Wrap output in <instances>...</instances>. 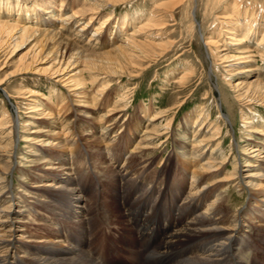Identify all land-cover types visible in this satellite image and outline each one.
Masks as SVG:
<instances>
[{
	"label": "bare ground",
	"instance_id": "6f19581e",
	"mask_svg": "<svg viewBox=\"0 0 264 264\" xmlns=\"http://www.w3.org/2000/svg\"><path fill=\"white\" fill-rule=\"evenodd\" d=\"M9 1L0 0V10L1 6L11 5ZM57 1L27 0L22 4L23 8L25 7L27 11L23 15L20 14L16 17V23L9 21L13 17V8L12 10H8L9 16L0 14V58L8 54L13 56L14 53L27 46L29 47L30 53L28 54L30 57H27L29 59H19L21 63L19 65L17 64L18 67L16 65L15 73L17 75L33 74L46 76L51 80L56 79L68 91L80 93L79 90H84L88 86H86L88 80L86 81L84 73H89L90 81L100 80V78L104 81L103 85L101 84L103 87H101L102 90L96 91V95L98 92L101 96L106 89H109L113 80H119L124 76L129 77L141 73V71L147 69L151 62L156 60V57L164 55L169 51L166 46L168 44H164L162 40H157V37H154V33L156 31L159 32L164 24L161 17L157 15L161 12L169 14L176 5L178 6L184 0L164 2L159 7H156L158 12L150 14L149 17L145 16V22H142L143 24L140 22L141 27L137 30L134 29L133 34H125L127 37L123 43L112 42L110 38H107L105 42L101 43L102 39L100 35L103 26L109 21V18L114 16L113 10L129 0H87V8L83 6L85 8L84 14H99L110 8L112 10L108 14V18L96 30L93 29V26H90L93 23L92 20L94 17L89 18L90 20L84 23L80 27V30L72 27L79 23L80 19L76 21L74 19L82 16L80 15L81 10H76V12H73L67 18H63L60 14H52V12L44 13L46 15L41 14L43 11L39 13L35 12L39 5L42 4V9L46 11L55 6ZM243 1L235 0L234 4L231 5L232 7H228L229 14L227 13L226 15L229 19H233V15L238 17L242 15L245 17L250 14L248 12L252 9L253 13H255L253 17L255 21L258 17V11L264 14V5L256 9V7H246ZM63 2L64 0H62ZM15 4L18 8H21V3L16 2ZM15 4L12 3L14 7ZM244 7L247 8L245 15L241 12V9ZM32 8L34 9L32 12L34 15L31 13ZM48 15L49 19L45 17ZM125 17L122 25L120 21L117 23L120 28L123 27L117 33L119 36L124 34L128 27L125 23ZM1 18H5V20ZM142 18L144 17L134 18L131 21L135 25ZM71 20L73 22L70 28L66 27L70 25ZM131 21L130 23H132ZM157 21L161 22L157 24ZM250 21H252V18ZM231 22V27L229 25L228 27L230 28L229 30L227 29L228 34L231 36L228 39L232 41L229 45L227 44L229 49H221L220 42L210 37L204 38V45L206 48L212 49V53L213 50L219 51L221 49L220 52L227 50V53L225 52V54L218 57L227 63L226 77H229V81L227 80V82L236 99L235 101L244 107H264V83L261 81H251L254 70L248 65L252 58L251 53L253 52L248 50V47L242 46L246 40L244 38L245 36H241L242 33L246 35L251 32L253 34L257 29L255 30L253 28V30L251 26L247 25L242 26L237 21L235 23L233 21ZM236 25H240L241 28ZM256 34L254 33V36ZM110 35H112L111 32ZM142 35L145 37L143 40L139 39ZM105 45L108 46V51L102 54L94 52L95 49ZM234 46H242V48H233ZM256 51L264 57V33L258 42ZM233 52L237 54L229 56V53ZM4 64L6 62L2 66ZM243 64H245L244 67L241 66ZM241 69L244 70L241 71ZM234 71L249 74H246V78L243 81L236 82L234 80L235 76L233 75ZM187 73L181 76L180 81L178 80L179 85H185V83L189 82L191 73ZM4 82L5 80H0V86ZM25 93H29V95L26 97L24 94V97L28 101L34 102L33 99H30L33 91ZM64 100L65 98L61 96V103ZM117 102L115 103L116 107L114 109L107 110L105 115H101V118H106V121H104V124L98 131L99 136L93 135L90 137V145L95 150L94 152L101 153L109 158V160L114 161L113 168L102 170L94 168L92 166L93 164H90V160H85L83 157V151L80 149L81 144L74 131V124L76 123L78 113L70 108L71 105L59 106L58 104H51L46 109L42 108L41 105H32L30 102L28 104L30 105L29 117H27L29 121L22 124L20 120V127L19 124H16L13 113L11 115L8 110H1L0 264H105L106 259L109 258L105 257L103 253V241V248L100 250L98 248L91 250L90 245L82 238L83 236L85 237V234L79 228L82 226L81 222H83L84 226L90 225L92 222V213L90 211L83 216L88 206L85 197L89 193L83 180L89 176L93 177L99 186L103 179L105 181L110 180L114 183L118 207L128 222L135 220L133 208L140 207L144 198L148 196L153 200L152 203L154 205L163 200L170 199L174 206L169 208V210H174L172 216L167 212V217L164 220L158 221L155 227L157 236H161L160 240L156 238L151 239L150 234L148 232L146 233L144 240L147 241V245L148 243L151 244V248L146 251V257L143 262L133 263V261L127 258L126 262L118 260L121 264H249V255H252L254 252L251 249V242H249L251 234H247V232L242 230L245 226V218L247 220L250 219L248 211L251 215L255 213L262 215V222H264V118H260L263 122V129L259 131L258 126L250 119L251 117H243V124L248 130L247 132H249V137L253 139L256 136L259 139L255 137L258 141L249 140L251 143L249 142L247 146L242 148L239 158L240 161H236L234 164L235 167L233 168V176H236L235 180L229 179L231 177H224L222 180L217 178L224 174L229 166L228 162L224 159V140L220 139V130L216 126L212 127L209 125L210 123L207 122V117L209 116L206 117L205 112L194 113L193 117H195V122H192L193 117H186L184 119L186 126L184 136H192L193 139L192 141H188L189 148L184 146L179 149L180 156L183 159H188V161L185 160L184 169L182 170L186 175L189 173L192 176L190 190L186 192L185 186L178 181L177 177L174 176L172 179L170 177L172 172L171 156L162 161L163 159H159L160 155L157 154L161 149L163 152V145L168 137H170L172 129L171 122L177 117L174 118L173 115L175 113L172 115L170 122L162 126L159 124L160 118L152 116L149 113L150 108L146 107L143 117L148 120L150 119L149 124L144 129L145 133L139 138L140 140L137 141L132 149L130 157L126 156L124 158V154L130 151L131 143L135 142L141 126L138 125L133 130L125 124H119L120 121L115 119L114 116L118 110L117 106L119 104ZM91 112L83 111L81 115L88 116L91 114V116H94V113ZM120 112H123V110L119 109L118 114ZM163 112L165 111H161L160 113ZM11 116H14V121L11 119ZM19 119L17 120L18 122ZM34 120H44L47 122L46 126L43 127L45 129L48 128L47 131H44V135L47 136L49 133L55 132L54 135H61L62 137L57 136L56 140L35 137V134H40V130L31 131V129H27L34 126ZM206 125L209 126V129L207 128L208 132L205 133L203 129ZM19 128L21 129L20 133H18ZM86 128L84 127L83 129L85 132L88 131ZM65 135L66 137H63ZM165 136L167 137L166 140H164ZM17 139H21L20 141L28 147L27 153L18 158L21 159L20 167L36 165L38 168H43L41 170L42 175L32 183L35 185H29L22 180V185L19 186L20 191L18 189L15 191V188L9 189L11 184L10 176L16 171V166H14L15 155H18V151L21 152L22 148L20 145H17ZM38 143L41 145H38ZM45 147L49 148L45 149ZM67 152H69V156H64ZM136 154H140L141 157L148 155L149 159L144 161V170L150 165H153V159L157 161L155 162L156 164H159L160 167L152 180H149V176L143 174L144 170L139 173H134L133 165L136 162ZM123 159L125 161L123 167L118 168L116 165ZM81 160L83 161L82 167L74 168L73 164ZM240 162L244 165L239 166ZM242 168H246V170L243 171ZM207 177H210L208 181H203ZM233 183L235 185H232ZM135 186L141 187L140 191L134 197L130 198L131 191ZM213 186L215 187L214 192H210L209 189ZM229 187H235L242 193L249 192V203L241 210L239 209L240 211L238 213L233 209L235 205L228 204L225 200L226 197L224 198L220 192ZM15 205L18 206L17 210L13 209ZM33 207L36 210L49 209L50 212L52 211L58 217V221L63 224L62 226L65 227V230L61 229L58 232H48L39 238L37 237V241L25 240L24 235H20L22 231L21 227L25 225L32 226L34 224L32 222L33 219L31 220L29 218L32 215V217H35L34 213L36 211L33 210ZM126 207H130L131 210L129 211ZM203 207H206L204 213L201 212ZM151 209L148 208L144 212L150 214L148 210ZM81 214V220H79L78 217ZM138 216L136 223L138 226L144 227L145 220L149 218V215L144 217L139 216V218ZM25 219H28V221ZM247 227L251 228L250 225ZM261 231L263 234L260 236V241L264 244V228ZM126 234L130 240L137 239L135 233L131 231V228ZM62 237H66L74 242L79 241L80 244L75 246L70 241L66 244L65 240L60 241ZM138 238L141 237L138 235ZM148 246L150 247V245ZM129 250L132 253L130 257L137 260L136 248L130 244ZM176 254L178 258L175 259ZM253 260L255 261V258Z\"/></svg>",
	"mask_w": 264,
	"mask_h": 264
},
{
	"label": "rangeland",
	"instance_id": "374dc122",
	"mask_svg": "<svg viewBox=\"0 0 264 264\" xmlns=\"http://www.w3.org/2000/svg\"><path fill=\"white\" fill-rule=\"evenodd\" d=\"M26 1L27 0H10L9 2L11 3V5L1 6L0 14L9 16L8 10H12L13 8V17H11L9 21H11L12 23H16V17H18L20 14L23 15L25 11H27V9L25 7L23 8L22 6V4ZM172 1L175 0H129L125 4L120 5L113 10L114 16L109 18V21L101 29V43L105 42L107 38L112 39V42L123 43L124 40L126 41V35L133 34L135 30L141 27L140 22H145V16L149 17L150 14H155V12L157 13L158 9H156V7H159V5L164 2ZM234 1L235 0H184L183 2L178 4V6L176 5L172 12H170L169 14L162 12L158 14L157 16L161 17V20L165 25L163 24L162 29L159 30V32L156 31L154 33V37H157V40H162L164 44H168L166 46L168 47L169 51L164 54L165 56L161 55L159 57H156V60L151 62L147 69L141 71V73L129 77L124 76L119 80H113L112 85L109 87V89H106L104 91V94H101V96L98 94V92L97 95L99 96L96 95V91L102 90L103 88L102 85L104 81H102L101 78L100 80L97 79L92 82L90 81V75H88L89 73H84L86 81H89H87L86 84V86L88 85L87 88H84V90H79L80 93H76L75 91L70 92L68 91V89L63 87V84H61L60 82L58 83L56 79L51 80L46 76H37L33 74L17 75V73H15L16 68L21 63L19 62V59H29L27 58L30 57L28 54L30 53L29 47L25 46L21 48L22 50L20 49L16 52L17 54L14 53L13 56H11V54H8L9 56L6 55L0 58V68H3L2 71V68L0 69V80H5V82L0 86V114L2 109H6L10 112V114L13 113V115L15 116L16 124H19L20 120L22 124H25L27 123V121H29L27 117H29L28 112L30 111V105L28 104H30V102L32 105H41L42 108L46 109L48 108V106H51V104H58L59 106L71 105L70 108L78 113L76 116V123L74 124V131L77 139L79 140V143L81 144L80 149H82L83 151V157L85 160H90V164H93L92 166L94 168L102 170L106 168H113L114 161L109 160V158L101 153L94 152L95 150H93L90 145V137L93 135L97 137L99 136L98 131L104 124V121H106V118L103 119L101 117L105 115L107 110L114 109L116 107L115 103L117 101V104L119 105L117 106L118 110L115 112L114 116L115 119L120 121L119 124H125L133 130L138 125L141 126L137 133L135 142L131 143L130 151L124 154V158H126V156L130 157L132 149L134 148L137 141L140 140L139 138L145 133L144 129L149 124L150 119L148 120L147 118L143 117V115L145 114L144 109L146 107L150 108L149 113L152 116L160 118L159 124L162 126L167 125V123L170 122V119H172V115L175 113V115L173 116L174 118L176 116L177 117L174 121L171 122L172 129L170 137H168V139L166 136L164 137V140L167 139V143L165 142L163 145V152L161 149L159 152H157V154L160 155L159 159H163L162 161L171 156L172 172L170 177L171 179L174 176L177 177L178 181H180L185 186L186 192H188L190 190L192 176L189 175V173L186 175L182 170L184 169V163L188 161V159H183L180 156L179 149L180 147L184 146L189 148L188 141H192L193 139L192 136H184L186 131L184 119L188 116L193 117L194 113L205 112L206 117L209 116L207 117V122L210 123L209 125L212 127L216 126L217 129L220 130H218L220 132V139L224 140V159L226 160V162H228L229 166L225 173L220 175V177H218L217 179L223 180L224 177H231L229 179L235 180L236 176H233V168L235 167V162L240 161L239 158L242 148L247 146L249 142L251 143V141L249 140L256 141L257 139H259V137L256 136L255 137L257 139L255 137L253 139L249 137V132H247L248 130L243 124V117H251L250 119L254 121L256 126H258L259 131H262L263 122L261 119L262 117L264 118V107H244L243 105L235 101L236 99L234 98L227 82V80L229 81V77H226L227 63L223 62V60L219 58L220 56L225 54V52L227 53V50L225 52H220V50L222 48L229 49L228 45L230 42H232L230 39H228V37L231 38V36L227 31V29L229 30V28L231 27V21H233V23L237 21V23H240V25L242 26L247 25L251 26V29H257V31L253 32V34L249 32L246 35L243 33L242 35H240L242 37L245 36L244 38L246 40V42L243 43L242 46L248 47V50L253 52L251 53L252 55L250 54L252 58L250 59L251 61L248 65L252 70H254V75L251 81H261L264 83V57H262L260 53L256 51L258 42L260 41L262 34L264 33V14L261 13V11H258V17L255 21V18L253 19L255 13H253L252 9L250 10V12H248L250 14L245 17H243L242 15H239V17L233 15L234 18L229 19L226 14H229L228 7L233 5ZM16 2L21 3V8H18V6H16ZM12 3L15 4V7L14 5H12ZM243 4L246 7H256L257 9L264 5V0H244ZM86 5H88L87 0H64L63 3L62 0H58L57 4L51 9L44 11L41 7V4L35 12L39 13L43 11V13H41L43 15H46L44 14L46 12H52V14H60V16H63V18H67L71 16L73 12H76V10H81L82 12L80 15L82 16L78 17V19H74L75 21L80 19L79 23L72 27H75L76 30L77 28L80 30V27L90 20L89 18L94 17V19L92 20L93 23L90 26H93V29L96 30L98 29V27L100 28V26L108 18V14L111 13L112 10L110 8L99 14H84V7L87 8ZM246 7L241 9V12L244 13L243 15H245L247 9ZM33 11L34 9L32 8L31 13ZM170 14H172V16H170ZM32 15L34 14L32 13ZM124 16H126L125 23L128 25V27L126 28V32L119 36V34L117 33L118 31H120V29H123V27L120 28L117 23L120 21V24L122 25ZM45 17L49 19V15ZM139 17L144 18L137 21L139 23L133 25L134 22L131 21V19L133 20L134 18ZM251 18L252 21H250ZM1 19L5 20V18ZM72 20L70 21V25L66 27L70 28L73 22ZM130 21L132 23H130ZM159 22L161 21H157L156 23L159 24ZM226 22L228 23L226 24ZM57 24L59 25V23ZM229 25L230 27H228ZM240 25L236 26L239 27ZM110 32L112 35H110ZM254 33L257 34L254 36ZM206 37L218 40L220 42L221 49H219V51L213 50L212 53V49H208L204 45V38ZM144 38L145 37L143 35L139 37V39L141 40H143ZM226 45L227 47H225ZM242 46H234L233 48H242ZM106 51H108L107 45L95 49L94 52L102 54ZM232 54L236 55L237 53H229V56H231ZM4 62H6L7 65L4 64L2 66ZM241 66L244 67L245 64ZM244 69H241V71ZM186 72L191 73L189 82L185 83V85H179L178 80L180 81L181 76H183L184 73L186 75ZM238 72L239 71H234L233 74L235 76L234 80H236V82L241 80L243 81L244 78H246V74H249L246 72ZM93 84L95 85L92 86ZM29 91H33V95L30 97V99H33L34 102L28 101L26 99L29 93L26 94L25 92ZM24 94L26 95V97H24ZM61 96L65 98L63 103H61L60 101ZM123 97L124 99H122ZM125 103L126 105L124 106ZM122 107L124 108L122 109ZM119 109L123 110V112H120L118 114ZM83 111H92L94 113V116H91V114H89L88 116L81 115V112ZM161 111L165 112L160 113ZM14 116H11V119H13V121ZM18 118H20L19 122L17 121ZM193 121L195 122V117L192 118V122ZM46 124L47 122H45L44 120H34V126L27 129H31V131L40 130V134H35L34 136L45 137V139L48 138L47 140H56L57 136L62 137L61 135H54L55 132L49 133V135L47 136L44 135V131H47L48 129L43 128L46 126ZM84 127H87V132L83 130ZM208 127L209 126L207 125L206 127L204 126L203 130L205 133L208 132ZM18 130V133H20L21 129L19 128ZM63 137H66V135ZM20 140L17 139V145H20V147H22L21 152L18 151V155H15L16 158L14 159V166H16V171L10 176L11 184L9 189L15 188V191L17 189L18 191H20L19 186L22 185V180L29 185L35 182L34 180H37L39 176L42 175L41 170L43 169L40 167H36V165H25L20 167L21 159L18 158L25 155L28 150L26 144L22 143ZM38 145L41 144L38 143ZM48 148L49 147H45V149ZM68 153L69 152H67L64 156H69ZM135 156L137 158L135 164L133 165V170L134 173H139L144 170V161L149 159V157L148 155H144V157H141L140 154H136ZM124 162L125 161L123 159L116 166L118 168H121L123 167ZM155 162L157 161L153 159V165H150L143 171V174L145 176H149V180H152L156 176V173L160 167L159 164H156ZM242 164L243 163L240 162L239 166L244 165ZM82 165V160L78 163L73 164L74 168L82 167ZM45 167L47 168V166ZM242 169L243 171L246 170V168ZM209 178L210 177H207L203 181L207 182ZM83 183L89 191L87 197H85L86 204L88 205V210H85L83 216L88 214L89 211L90 213H92V222L90 223V225L88 224L84 226L83 222H81L82 226L79 227L81 228V232L85 234V237H82L83 240L90 245L91 250H93L94 248H98L99 250L103 248L102 242L97 238L102 237L111 243V251H115L116 249L119 255L116 256V254L109 252V259H106L105 264H121L118 260L126 262L127 258L133 261V263L143 262L144 258L146 257V251L151 248V244L148 243V245H150L149 247L147 245V241L144 240L146 233L148 232V234H150V238L152 237L151 239L156 238L160 240L161 236H157V231L155 229L158 221L164 220L167 217V212L170 216H172V214L174 213L173 209L169 210V208L174 207L170 199H167L168 201L163 200L154 205L152 203L153 200L149 198L150 196L144 198L143 203L140 207L137 206L133 208V215L135 217V220L133 222H128L123 217L118 207V200L114 191L115 186L112 181H105V179H103L99 186L98 184H96V180L94 181V178L89 176L85 177ZM232 185H235V183H233ZM140 188L141 187L135 186L131 191L130 198L134 197L140 191ZM214 188V186L211 187L209 191L214 192ZM220 192L222 193V196L224 198L226 197L225 200L228 202V204L230 203L235 205L233 206V209H235L237 213L249 203V192L247 191L242 193L235 187H229ZM26 194L29 196L28 193ZM165 201H167L169 204ZM147 204L150 205L148 206ZM148 208H153L151 210H148L150 211V214L148 212H144V210L146 211ZM13 209L17 210L18 206L15 205ZM78 209L81 210L80 208ZM126 209H128L129 211L131 210L130 207H126ZM33 210L36 211V213H34L35 217H32V215L29 218L31 220L33 219L32 222L34 224L32 226L25 225L21 227L22 231L20 232V235H24L23 237L25 240L37 241V237L39 238L48 232H58L61 229L65 230V227L62 226L63 224L58 221V217L54 215L52 211L50 212L49 209L36 210L34 208ZM205 211L206 207H203L201 209V212L204 213ZM248 213L250 215V219L247 220L245 218V226L242 230L244 232H247V234H251L249 242H251V249L254 252L252 255H249V264H264V244H262L260 241V236L261 234H263L261 230H263L264 228V222H262L261 218L262 215L258 213L251 215L249 211ZM138 215L140 217L149 215V218L145 220L144 227H140L136 223ZM81 216L82 214L79 215V220H81ZM25 220L28 221V219ZM249 225L251 226V228L247 227ZM130 228L131 231L135 233L137 239L130 240V238L127 236L126 233L129 232ZM138 235L141 238H138ZM18 238L20 239V237ZM149 239L148 241L151 240ZM63 240L66 241V244L68 241L72 242L75 246H78L80 244L79 241L74 242L66 237H62L60 241ZM130 244H132L137 250V260H134L130 257V255H132V253L129 252ZM105 257L107 256L105 255ZM174 258H178L177 254ZM254 258L255 261L253 260Z\"/></svg>",
	"mask_w": 264,
	"mask_h": 264
}]
</instances>
